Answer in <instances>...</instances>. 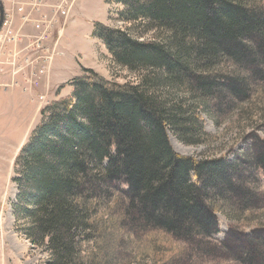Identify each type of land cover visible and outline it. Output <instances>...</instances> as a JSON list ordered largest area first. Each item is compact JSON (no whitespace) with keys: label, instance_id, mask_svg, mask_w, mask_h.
<instances>
[{"label":"trees","instance_id":"trees-1","mask_svg":"<svg viewBox=\"0 0 264 264\" xmlns=\"http://www.w3.org/2000/svg\"><path fill=\"white\" fill-rule=\"evenodd\" d=\"M109 1L123 6L114 20L126 27L97 23L94 37L115 64L146 75L137 84H120L82 68L67 84L71 94L41 111L15 160L13 215L29 221L27 240L51 254L48 264H107L95 261L99 255L83 260L78 247L88 233L104 260L116 240L95 239L94 218L117 214L118 229L143 223L208 258L264 264V225L250 232L231 225L222 242L210 240L218 233L217 197L229 192L245 207L254 196L234 164L174 150L170 129L186 139L205 133L195 108L163 89L192 83L207 92L199 66L225 57L264 78L257 60L264 66V6L245 0ZM154 30L164 39L146 38ZM230 90L240 93L234 84ZM253 148L264 172V140L256 139ZM107 244L109 252L103 251Z\"/></svg>","mask_w":264,"mask_h":264},{"label":"rangeland","instance_id":"rangeland-1","mask_svg":"<svg viewBox=\"0 0 264 264\" xmlns=\"http://www.w3.org/2000/svg\"><path fill=\"white\" fill-rule=\"evenodd\" d=\"M245 1L251 6H264L263 0ZM115 19L117 21V17ZM111 23L103 25L120 29L126 27L115 22L114 18ZM66 29L67 25L64 31ZM144 30L142 27L138 28V34H143ZM150 37L164 39L165 35L154 30L148 32L146 38ZM56 40L57 37L53 39L54 44ZM59 47L63 48L65 56L54 61L49 74L36 90L37 93L26 94L31 97L32 109L27 115L29 119L23 118L19 126L22 128V147L39 125L41 111L52 102L71 94V88L67 84L76 74L74 70H78L81 75L82 68L93 69L108 81L120 84H137L141 75H146L143 72H131L115 64L103 41L97 37L67 42L63 36ZM257 60L262 63L259 68L264 72L262 60ZM57 62L72 63L74 70L69 68L68 72H63L52 85L50 79ZM199 67L198 72H202L210 86L207 92L192 83L180 88L164 86L163 89L165 94L195 108L197 117L203 123L205 135L199 134L191 138L189 134L186 139L182 138L178 131L170 129L171 144L174 150L183 156L199 160L223 158L234 164L243 172L240 178L248 192L254 196V200L248 202L245 207L242 203H235L233 195L229 192L224 197H217L215 210L218 233L210 240L220 243L225 239L231 225L248 232L264 225V172L255 165L253 148L256 139L264 140V78L229 57L222 58L215 65L202 63ZM233 84L239 94L236 90H230ZM38 94L45 96L43 102L38 99ZM15 176V160L11 157L6 162L5 169L0 171V264H48L51 254L42 247L32 245L25 236L29 221L16 219L13 215V204L18 195L17 187L13 183ZM111 217L112 219L105 213H99L94 218V224L97 226L94 235L95 239L112 237L116 240L115 248L109 252L112 245L103 246V251H108L109 254L102 260L103 258L99 257L100 250L95 249L96 241H91L88 233H84L82 244L78 247L82 253L80 258L87 261L92 255H99L95 261H108L107 264H240L226 259L208 258L201 250L188 249L183 244L170 240L169 235L148 229L143 223L118 229L119 216L116 214ZM91 221L93 222V219ZM108 222L111 223L109 230L106 229ZM114 228L119 230L117 238L113 237Z\"/></svg>","mask_w":264,"mask_h":264},{"label":"crops","instance_id":"crops-1","mask_svg":"<svg viewBox=\"0 0 264 264\" xmlns=\"http://www.w3.org/2000/svg\"><path fill=\"white\" fill-rule=\"evenodd\" d=\"M17 1L18 6L24 8V12L14 11L11 0H2L5 14H14L15 29H20L27 36L23 46H26L30 37L36 34L32 22H23V18L25 17H29L32 21L39 20L44 15L49 19H53V39L57 37V33L63 23V17L57 15L56 12L59 0ZM69 2L71 7L67 19V29L63 32V36L67 42L85 41L87 38L94 37L95 25L97 23H111L116 13L123 9L121 4L112 3L109 0H69ZM37 3L41 4V6L38 9H33L32 4ZM53 39L51 45L49 43L50 47L54 46ZM69 68L74 70V65L68 62L55 63L50 79L51 84L54 85L63 72H68ZM77 68H79L78 63ZM77 71L74 70L76 74L73 78L80 76ZM7 82L8 78H5L4 83ZM31 109V97L24 94L20 89H0V171L5 169L8 159L12 157L13 161L16 160L17 153L23 145L21 140L22 128L19 126L23 118L25 120L29 119L27 115ZM17 146L19 147L16 148Z\"/></svg>","mask_w":264,"mask_h":264},{"label":"built area","instance_id":"built-area-1","mask_svg":"<svg viewBox=\"0 0 264 264\" xmlns=\"http://www.w3.org/2000/svg\"><path fill=\"white\" fill-rule=\"evenodd\" d=\"M14 11L24 12L18 6L17 0H11ZM41 4H32L33 9H38ZM69 0H59L56 8L57 15L63 17V23L57 33V40L53 47L49 46L53 38V19L42 16L39 20L32 21L29 17L23 18L24 23L32 22L36 34L31 36L26 46H23L26 35L14 27V14L6 13L3 26L0 30V89H20L25 94L37 93L42 80L47 77L54 61L65 56V51L58 46L63 37L70 11ZM8 82L4 83V79ZM38 99L43 102L44 95L38 94Z\"/></svg>","mask_w":264,"mask_h":264},{"label":"water","instance_id":"water-1","mask_svg":"<svg viewBox=\"0 0 264 264\" xmlns=\"http://www.w3.org/2000/svg\"><path fill=\"white\" fill-rule=\"evenodd\" d=\"M4 18H5V9L2 0H0V30L3 26Z\"/></svg>","mask_w":264,"mask_h":264}]
</instances>
